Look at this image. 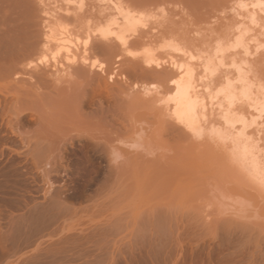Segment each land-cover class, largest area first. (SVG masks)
Listing matches in <instances>:
<instances>
[{"label":"rangeland","instance_id":"374dc122","mask_svg":"<svg viewBox=\"0 0 264 264\" xmlns=\"http://www.w3.org/2000/svg\"><path fill=\"white\" fill-rule=\"evenodd\" d=\"M81 2L83 9L63 14L62 22L77 35L95 27L111 2L136 6L151 21L130 40L133 54L92 41V60L117 71L112 88L81 65L62 84L35 70L47 33L43 8L39 0H0V264H264V207L249 204L237 218L230 213L243 204L248 180L239 171L226 179L228 170L212 157L197 168L179 166L201 143L172 126L142 124L152 118L150 107L131 108L140 87H164L169 73L145 68L144 42L157 57L183 50L191 63L212 62L219 68L212 94L227 87L224 72L234 81L229 26L233 9L250 1ZM237 58L247 80L264 85V51ZM250 139L264 168V138ZM211 173L220 181L203 180Z\"/></svg>","mask_w":264,"mask_h":264},{"label":"bare ground","instance_id":"6f19581e","mask_svg":"<svg viewBox=\"0 0 264 264\" xmlns=\"http://www.w3.org/2000/svg\"><path fill=\"white\" fill-rule=\"evenodd\" d=\"M237 1L241 0H226L229 4ZM243 1L250 2L239 4L237 8L233 9V21L229 26L231 32H229L227 38V42L230 43L229 49L231 50V53L228 55L231 61L229 66L237 71V77L234 81L231 80V72H224L222 78L227 81V87L219 90L216 94H212L208 92L211 78L219 70L212 62H205L198 58L195 63H191L190 61H193L195 58L183 50H177L182 53V56L167 53L163 57H157L154 54V50L148 47L149 44L144 42V47L141 44L144 48L141 57H143V63L147 66L144 67L154 66L156 69H161V71L168 69L169 73H165V79L163 78V82L166 83L165 86L163 85L164 87L156 84L140 87L137 92V99L135 97L134 104H136H133L134 107H131L135 109L137 104L145 110H147V107H150L148 108L149 112L148 110L147 112L152 118L147 119L148 117H145L146 120L142 124L157 126L155 128L158 131H160L161 127L172 126L174 130L176 129L187 135L190 139L201 143V149H196L197 151L195 150L196 152L192 153L188 161L179 163V166L191 165L197 168V164L203 162L202 159L205 160L204 157H212V160L217 161L220 167L228 170L226 171V174L229 172L227 176L224 173L226 179L233 178L237 171H239L241 173L240 178L248 180L250 184L246 183L244 185L247 189L242 193L241 198L243 200L240 201V203L246 206L245 210H243V204L240 206L239 203V208L237 204V209L230 212L234 217L241 215V209L242 211H247L246 208H248L249 204H255L254 207L258 206L260 208L259 205L264 207V168L259 167L258 158L253 156L254 152L251 145H249L252 141L250 136L257 140L264 138V85L249 82L247 77L244 76L243 67L238 66L241 58H237L239 55H242L244 60L249 61L256 54L264 51V39L260 40L257 37L258 35L256 36V28H258V33L264 38V23H261V16L264 15V1ZM39 2L43 8L44 17H46L44 28L47 33L44 39V48L41 49L39 54L41 56L37 64L33 63L36 66L35 70L40 68L38 70L43 72L42 75L45 73L50 75L53 78L54 84L68 82L67 79L77 69L75 67L81 65L88 72L101 77L99 79L100 86L105 89L107 87L112 88L110 82L114 83L117 71L116 69H112L109 72L111 68L106 70L103 63L92 60L90 56L92 41L98 37V39L110 42V44L111 42H115L123 52V54L121 52L120 56L124 55V52L127 55L133 54L129 50L130 40L139 35L140 29L147 27L151 22L139 9L135 8L136 6L126 7L111 2L106 5L107 11L99 13L104 15V17H101V20L99 19L100 21L95 24V27L93 26L94 28L91 25V29L89 25L85 33L77 35L64 26L62 22L66 20L63 14L67 16L71 11L78 12L83 9L81 0H54L53 8L50 7L51 3H47L46 0H39ZM141 46L140 51L142 49ZM221 52L223 55L224 51ZM117 54L115 53L116 57L118 56ZM220 66L226 67L227 64L220 62ZM155 72L158 75L161 74V72ZM102 75L105 76L102 77ZM135 87L133 85L132 89ZM128 89L130 90V88ZM35 90L37 91V89ZM37 94L36 96L38 97ZM133 95L135 96V94ZM142 126L141 130L143 129ZM155 128L152 130V134ZM248 130L250 131L248 132ZM137 136L140 135L138 134ZM149 136L151 137L152 135L150 134ZM152 137L154 139L156 136ZM152 137L149 139H152ZM122 155L124 156L123 152ZM210 158L207 159L210 160ZM249 159L252 160L253 164L251 168L248 167ZM216 174H207L203 176V180L209 176L213 181L217 180L218 174L215 176ZM231 179L230 182H232ZM247 185L248 187H246ZM238 190L240 189L238 188ZM241 198L239 199L241 200ZM262 210L264 211V208ZM232 222L235 223L236 221L232 220ZM250 227L251 225H249Z\"/></svg>","mask_w":264,"mask_h":264}]
</instances>
